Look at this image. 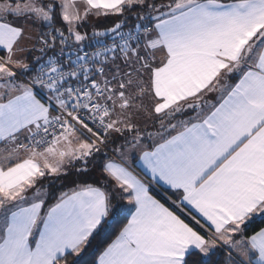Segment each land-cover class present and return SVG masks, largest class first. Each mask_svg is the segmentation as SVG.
<instances>
[{
	"label": "snow or ice",
	"instance_id": "6c2138e0",
	"mask_svg": "<svg viewBox=\"0 0 264 264\" xmlns=\"http://www.w3.org/2000/svg\"><path fill=\"white\" fill-rule=\"evenodd\" d=\"M0 145V264H264V0H0Z\"/></svg>",
	"mask_w": 264,
	"mask_h": 264
},
{
	"label": "trees",
	"instance_id": "16d2710c",
	"mask_svg": "<svg viewBox=\"0 0 264 264\" xmlns=\"http://www.w3.org/2000/svg\"><path fill=\"white\" fill-rule=\"evenodd\" d=\"M110 23H111V19L103 21V24H110ZM101 26H103V25H101ZM70 179H71V178H69V179H65V180H63V181L61 180V183H62V184H60V181H56L55 184H56V185L59 184V187H61V185H63V188H59V187H58V188L56 189V192H55L54 194H55V195H58L59 192H61V189H62V191H64L66 188H69L70 185L72 186V184H71V182H70ZM154 194H156V193H154ZM156 195H157V194H156ZM157 197H158V198H161V197L158 196V195H157ZM161 199H162V198H161ZM165 202H166V201H165ZM120 223H123V221H121ZM119 226H120L119 223L113 226V228L111 229V234L107 237L108 239H110L111 236L115 234V232H116V230L119 228ZM96 246H97V242L94 241V242H93V248H90V249L88 250V252H87V253L84 255V257L82 258V264H91L92 259H94L95 255L97 254V253H96ZM102 246H103L102 244L99 245V247H102Z\"/></svg>",
	"mask_w": 264,
	"mask_h": 264
},
{
	"label": "rangeland",
	"instance_id": "374dc122",
	"mask_svg": "<svg viewBox=\"0 0 264 264\" xmlns=\"http://www.w3.org/2000/svg\"><path fill=\"white\" fill-rule=\"evenodd\" d=\"M29 59H31V56L29 57ZM63 181V180H62ZM45 184H47V181H45ZM60 184H62L61 183V180H60ZM59 187V184L58 185H56V184H54L53 186H52V189H51V191L53 192V193H55L56 192V189ZM70 187H72L71 185H70ZM59 188H63V187H59ZM61 191H62V189H61Z\"/></svg>",
	"mask_w": 264,
	"mask_h": 264
},
{
	"label": "built area",
	"instance_id": "2783aa9c",
	"mask_svg": "<svg viewBox=\"0 0 264 264\" xmlns=\"http://www.w3.org/2000/svg\"><path fill=\"white\" fill-rule=\"evenodd\" d=\"M154 193H156L158 196H160L161 197V195L158 193V192H154ZM162 198V197H161ZM163 199V198H162Z\"/></svg>",
	"mask_w": 264,
	"mask_h": 264
},
{
	"label": "crops",
	"instance_id": "0c3cea01",
	"mask_svg": "<svg viewBox=\"0 0 264 264\" xmlns=\"http://www.w3.org/2000/svg\"><path fill=\"white\" fill-rule=\"evenodd\" d=\"M0 147H3L2 145H0Z\"/></svg>",
	"mask_w": 264,
	"mask_h": 264
}]
</instances>
